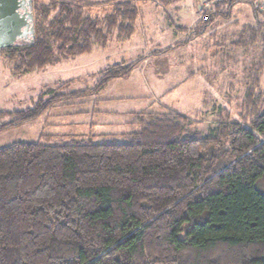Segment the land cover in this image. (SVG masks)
Returning a JSON list of instances; mask_svg holds the SVG:
<instances>
[{
    "label": "trees",
    "instance_id": "1",
    "mask_svg": "<svg viewBox=\"0 0 264 264\" xmlns=\"http://www.w3.org/2000/svg\"><path fill=\"white\" fill-rule=\"evenodd\" d=\"M105 2L111 13H87ZM238 3L257 15L254 0H218L190 37L217 17L228 19ZM32 7L33 41L0 48L16 74L41 69L57 54L103 48L113 31L129 38L139 12L129 0H32ZM140 59L107 66L92 88L1 111L12 119L0 132L98 92ZM253 88L240 120L226 113L205 133L192 131L177 111L139 112L137 129L121 142L1 146L0 264H264V90Z\"/></svg>",
    "mask_w": 264,
    "mask_h": 264
},
{
    "label": "rangeland",
    "instance_id": "2",
    "mask_svg": "<svg viewBox=\"0 0 264 264\" xmlns=\"http://www.w3.org/2000/svg\"><path fill=\"white\" fill-rule=\"evenodd\" d=\"M89 1L98 5L104 0ZM129 1L139 12L127 39L113 31L103 48L57 54L45 67L24 74L14 73L0 51V112L24 109L55 93L92 88L107 66L143 58L130 74L110 80L98 92L55 103L37 119L1 131L0 147L15 141L54 144L87 138L121 142L137 129L132 122L139 112H180L190 119L191 130L200 133L226 113L241 119L247 90H264V0H254L257 15L249 4L238 3L228 19L215 18L197 37H190V30L218 0ZM111 10L105 2L87 13L102 17ZM11 119L0 115V125Z\"/></svg>",
    "mask_w": 264,
    "mask_h": 264
},
{
    "label": "water",
    "instance_id": "3",
    "mask_svg": "<svg viewBox=\"0 0 264 264\" xmlns=\"http://www.w3.org/2000/svg\"><path fill=\"white\" fill-rule=\"evenodd\" d=\"M33 38L32 0H0V48Z\"/></svg>",
    "mask_w": 264,
    "mask_h": 264
}]
</instances>
